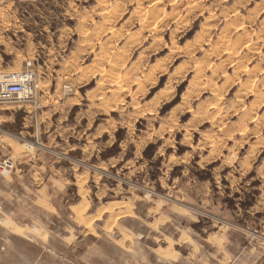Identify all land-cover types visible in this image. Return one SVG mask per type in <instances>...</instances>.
Instances as JSON below:
<instances>
[{
	"label": "rangeland",
	"instance_id": "rangeland-1",
	"mask_svg": "<svg viewBox=\"0 0 264 264\" xmlns=\"http://www.w3.org/2000/svg\"><path fill=\"white\" fill-rule=\"evenodd\" d=\"M23 59L48 89L0 104V264H208L221 224L264 240V0H0V72Z\"/></svg>",
	"mask_w": 264,
	"mask_h": 264
},
{
	"label": "crops",
	"instance_id": "crops-1",
	"mask_svg": "<svg viewBox=\"0 0 264 264\" xmlns=\"http://www.w3.org/2000/svg\"><path fill=\"white\" fill-rule=\"evenodd\" d=\"M25 59L21 61L20 68L23 67ZM47 89L48 87L46 85L42 87L40 84V91L42 93L46 92ZM50 98H52V96ZM74 98L75 97L67 98V101L68 102L74 101L73 100ZM49 101L51 100H48V102ZM20 106H24L26 108L31 107L27 103L19 104V107ZM0 107L3 108L2 105H0ZM79 131L80 130H79L78 125H72L64 129V133L67 136L73 135L75 133H79ZM54 167H53V162L52 164H47L46 167L43 166L44 169H48L52 173V176H49L48 178H44L42 175L38 177L35 174L33 176L34 184H36L37 182L40 187L38 191L44 195L43 202L45 205L49 204V201H48L49 199L47 195L50 193V191L52 190V187H54L55 183L57 182L56 177L54 178L53 175L58 176V174L61 173L60 171L62 170V169H59V167L56 169ZM207 195L208 194H199L198 192V194L192 195L191 197L192 201L190 200L188 201L191 205L199 206L202 208L204 207V205L208 204V198H203V197H206ZM73 205L79 207L81 205V202L77 204H72L69 206V209L72 212L73 210L71 207ZM162 208H163V205H162ZM118 209L119 207L114 206L115 211H117ZM146 210L148 211V216H150V219H151L149 224H151L152 226L156 225V227L162 229V226L165 223L164 221L167 220V216L158 211L154 212L155 210L150 207H147ZM166 237H169V236H166ZM182 237H186L188 239V241L185 240L184 242L188 243L189 245L188 248L190 251L196 250L198 246L202 247V244L197 243V240L195 239L192 240L191 236L188 237L186 234H182L179 236V238H182ZM241 237L243 236L239 235L236 232H229V230H227L225 226L222 224L218 226V228L213 233H209L207 237L204 238V246L208 245V256L204 253L205 259L206 260L208 259V264H264V240L248 242L246 239L244 240ZM166 247H168V245ZM174 252L176 253V250H174ZM204 262L206 261L204 260Z\"/></svg>",
	"mask_w": 264,
	"mask_h": 264
},
{
	"label": "built area",
	"instance_id": "built-area-1",
	"mask_svg": "<svg viewBox=\"0 0 264 264\" xmlns=\"http://www.w3.org/2000/svg\"><path fill=\"white\" fill-rule=\"evenodd\" d=\"M40 90L34 62L25 60L19 71L0 72V104L9 101L32 100ZM15 169V162L0 158V176H8Z\"/></svg>",
	"mask_w": 264,
	"mask_h": 264
},
{
	"label": "bare ground",
	"instance_id": "bare-ground-1",
	"mask_svg": "<svg viewBox=\"0 0 264 264\" xmlns=\"http://www.w3.org/2000/svg\"><path fill=\"white\" fill-rule=\"evenodd\" d=\"M151 1V0H150ZM155 3H157L156 1H155ZM159 3H160V1H159ZM196 6V5H195ZM148 14V13H147ZM151 15V14H150ZM145 16V15H144ZM146 17V16H145ZM144 18V17H143ZM147 18V17H146ZM152 18V17H151ZM154 19V18H153ZM243 31H244V29H243ZM242 31V32H243ZM231 51V50H230ZM227 59V58H226ZM201 68V67H200ZM242 68V67H241ZM251 71H252V69H251ZM243 72L244 73H246V74H248L249 72H250V69L249 68H247V67H243ZM247 109V108H246ZM75 131V130H74ZM86 199V198H85ZM82 203V202H81ZM84 205V204H83ZM82 205V206H83ZM85 206V205H84ZM72 208V210H73V212L75 213V215H76V217H80L82 214H83V212H84V210H85V207H77V206H72L71 207ZM109 208H111V206L109 207ZM112 209V208H111ZM99 211V210H98ZM110 211V210H109ZM101 212H102V210H101ZM91 218V217H90ZM76 220H78V218H76ZM83 220V219H82ZM88 220V219H87ZM92 220V219H91ZM87 225V224H86ZM85 225V226H86ZM16 228V227H15ZM89 228V227H88ZM13 229V228H12Z\"/></svg>",
	"mask_w": 264,
	"mask_h": 264
}]
</instances>
